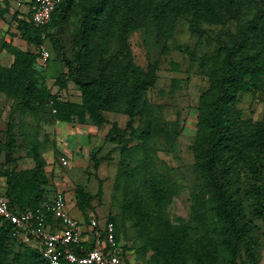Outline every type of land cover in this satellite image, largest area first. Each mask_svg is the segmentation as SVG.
<instances>
[{
	"label": "trees",
	"instance_id": "16d2710c",
	"mask_svg": "<svg viewBox=\"0 0 264 264\" xmlns=\"http://www.w3.org/2000/svg\"><path fill=\"white\" fill-rule=\"evenodd\" d=\"M79 1L82 11L72 39V55L64 52L58 36L77 0H60L44 26L36 24L30 10L22 11L20 6L13 19L27 43L40 49L44 39H52L56 58L63 64L55 77L59 90L73 81L81 90V101L65 99L47 87L43 72L35 65L40 61L39 51L4 39L2 47L13 54V61L0 65V91L16 100L13 111L33 120L45 117L84 123L90 118L97 125L107 121L106 111L129 117L128 135L115 124L105 135L116 143L120 154L112 200L119 211H109L107 219L115 223L124 255L121 239L129 226L132 246L145 264H238L240 253L245 264H260L255 219L264 218V112L259 120L246 119L236 103L241 92L264 93V0ZM9 5V0L0 1V16L9 11ZM181 15L188 16L190 30L198 35L207 32L201 26L203 21L223 26L236 21L237 27L227 39L218 38L215 54L202 57L204 66H209L205 72L210 83L200 96L191 145L200 182L191 195L190 218L176 223L166 211L175 185L158 170L150 147L161 137L176 153L177 135L148 99L147 91L157 80L156 65L143 68L136 63L129 35L135 28L152 24L157 41L166 46ZM184 49L192 59H199L190 47ZM49 58L40 64L43 68ZM37 130L38 124L25 129L34 164L19 168L12 154L14 124L8 123L4 146L9 163H0V168L6 195L18 209L40 206L56 190L50 186L47 171V144L39 139ZM61 154L56 151L57 156ZM92 158L99 160L95 153ZM75 192L76 204L88 219L92 198L79 184ZM28 261L45 263L34 250L13 252L10 226L0 224V264Z\"/></svg>",
	"mask_w": 264,
	"mask_h": 264
},
{
	"label": "rangeland",
	"instance_id": "374dc122",
	"mask_svg": "<svg viewBox=\"0 0 264 264\" xmlns=\"http://www.w3.org/2000/svg\"><path fill=\"white\" fill-rule=\"evenodd\" d=\"M19 1L22 3L20 9L26 11L25 0H9V11L0 16V65L8 66L13 61V54L2 47L1 42L4 39L23 49L39 51L40 46L27 43L16 29L13 13L18 9ZM81 5L82 2L77 0L73 12L58 36L67 55L73 54L72 39L79 25ZM189 23L188 16L178 17L174 35L167 40L166 46L157 41L152 24L135 28L129 35L136 63L143 68L151 64L156 65L157 80L147 91L148 99L158 113L168 120L172 131L177 135L176 153L170 151L161 137L158 144L150 147L152 160L158 170L175 185V193L166 211L176 223L188 221L190 218L191 195L198 189L200 182L191 145L197 130L200 96L210 83V76L205 72L209 66H204L202 57L215 54L219 47L218 38L227 39L229 33L235 31L237 27L236 21H230L226 26L203 21L201 26L207 32L198 35L190 30ZM42 45L50 51L51 56L46 65H43L44 68L40 65L42 62L45 64L41 59L35 65L43 72L41 74L47 87L54 92L58 91L65 99L81 101V90L73 81H69L66 88L59 90L55 77L63 69V64L56 58L52 39H44ZM185 46L196 52L199 59H192L190 53L184 49ZM263 97L262 91L241 92L236 106L242 117L251 120L261 119L264 112ZM15 103L13 97L0 91V163L5 162L7 158L4 142L7 140L8 123L12 122L16 138L12 153L15 163L19 168L33 166L34 160L28 153L25 129L38 124L37 135L47 144L45 152L48 161L47 171L53 183L50 186L67 192L71 212L77 217L83 216L82 210L76 204L75 186L79 184L92 198L93 208L87 210L89 214L94 212L100 222H103L109 211L117 213L119 209L112 204V200L120 154L116 143L105 139V135L114 124L118 130L128 135L129 117L122 113L106 111L104 115L107 121L102 125L95 124L90 118L84 123L64 122L45 117L33 120L30 116L24 117L13 111ZM57 150L70 158L67 166L60 165ZM92 153L99 159L97 162L92 158ZM255 221L259 224L261 241L260 264H264V218H256ZM131 237L132 229L127 226L121 239L126 258L131 264H145L139 252L132 246ZM237 262L245 264L242 253L238 256Z\"/></svg>",
	"mask_w": 264,
	"mask_h": 264
},
{
	"label": "built area",
	"instance_id": "2783aa9c",
	"mask_svg": "<svg viewBox=\"0 0 264 264\" xmlns=\"http://www.w3.org/2000/svg\"><path fill=\"white\" fill-rule=\"evenodd\" d=\"M60 0H25L32 20L46 25ZM19 6L22 4L18 2ZM46 61L51 53L45 46L39 49ZM62 166L70 163L66 154L59 156ZM5 176L0 168V224L10 226L11 240L39 252L45 263L14 264H131L123 254L115 236V223L105 218L100 222L95 213L86 219L71 212L67 192L56 189L40 206L18 209L6 195Z\"/></svg>",
	"mask_w": 264,
	"mask_h": 264
},
{
	"label": "crops",
	"instance_id": "0c3cea01",
	"mask_svg": "<svg viewBox=\"0 0 264 264\" xmlns=\"http://www.w3.org/2000/svg\"><path fill=\"white\" fill-rule=\"evenodd\" d=\"M10 242H11V244H12V248H13V252H21V253H23V252H25L26 250H34V251H36L35 249H33L32 247H30V246H27V245H20V244H18L17 242H15V241H13V240H11V237H10ZM36 252H38V251H36ZM39 253V252H38ZM41 256V255H40ZM28 262H33V261H28ZM25 263H27V262H25ZM33 263H35V262H33Z\"/></svg>",
	"mask_w": 264,
	"mask_h": 264
}]
</instances>
